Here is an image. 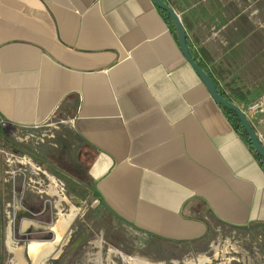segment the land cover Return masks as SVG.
Wrapping results in <instances>:
<instances>
[{
    "label": "crops",
    "instance_id": "crops-1",
    "mask_svg": "<svg viewBox=\"0 0 264 264\" xmlns=\"http://www.w3.org/2000/svg\"><path fill=\"white\" fill-rule=\"evenodd\" d=\"M164 1L223 93L259 101L264 3ZM58 111L93 150L96 198L134 229L201 244L218 223L264 225L262 166L151 0H0V126Z\"/></svg>",
    "mask_w": 264,
    "mask_h": 264
},
{
    "label": "rangeland",
    "instance_id": "rangeland-1",
    "mask_svg": "<svg viewBox=\"0 0 264 264\" xmlns=\"http://www.w3.org/2000/svg\"><path fill=\"white\" fill-rule=\"evenodd\" d=\"M263 3L264 0H257V5L262 6ZM258 12L259 8L257 9L258 18H264V12ZM257 102L259 105L253 111L248 112V106L253 103L243 109L251 118L252 126L264 138V96ZM24 154L62 180L65 192L72 196L64 200L63 212L69 211L73 205L78 208L76 215L78 229L72 237L74 242H77L81 240V237L86 236L83 242L86 247L80 254H84L85 257H88L91 252L95 254L98 248H91L93 244L97 246L105 244L113 248L116 243L136 241L153 244L158 247L161 255L167 252L180 253L181 257L174 258L177 260L176 264L200 263L198 260L200 261L203 252L186 254L185 245L188 244L172 243L142 233L115 217L99 202L95 196L93 178L89 173L94 157L93 150L76 135L69 119L60 111L37 127L0 126V196L4 190L3 180H7L6 189L12 193L13 186H20L24 191V184L29 183L30 179L32 196L42 195L43 198H51L44 193L50 183L48 178L28 164L24 165L16 161L20 155L24 156ZM249 227L255 229L254 234L261 235L258 243L264 244V225L257 223ZM232 228L237 227L218 223L209 230L207 239L212 240L215 250L236 248L238 237L241 238L239 234H247L246 232L239 233V230ZM68 236L69 234H64L62 245L67 243ZM249 237L251 240L252 237L256 238L252 235ZM251 240L245 241L250 252L253 251Z\"/></svg>",
    "mask_w": 264,
    "mask_h": 264
},
{
    "label": "flooded vegetation",
    "instance_id": "flooded-vegetation-1",
    "mask_svg": "<svg viewBox=\"0 0 264 264\" xmlns=\"http://www.w3.org/2000/svg\"><path fill=\"white\" fill-rule=\"evenodd\" d=\"M2 183L4 190L0 196V264H131L123 260L122 255L144 258L151 264H176L177 260L174 258L181 257L180 253L175 252L161 255L158 247L153 244L137 243L133 239V243H116L113 248L105 244H93L91 248H98L96 253L91 252L85 257L80 252L86 247L83 243L86 236L77 242L72 237L78 229L76 217L65 233L69 234L66 244L62 245V241L56 243L54 251L46 257L31 254L29 250L32 245L56 240L55 232L48 229V225L55 222L60 212H63L64 201L57 203L56 196H32L30 179L29 183L24 184V191L20 186H13L12 193L6 189L7 180ZM24 222L28 223L24 226ZM232 229L247 233L239 234L241 238L238 237L236 248L215 250L212 240L209 241L207 236L201 244L185 245V253L203 252L205 261L202 264H264V244L258 243L261 235L254 234L255 229L249 226ZM251 235L256 238L252 237L251 240ZM247 240L253 241L251 252L245 242Z\"/></svg>",
    "mask_w": 264,
    "mask_h": 264
},
{
    "label": "water",
    "instance_id": "water-1",
    "mask_svg": "<svg viewBox=\"0 0 264 264\" xmlns=\"http://www.w3.org/2000/svg\"><path fill=\"white\" fill-rule=\"evenodd\" d=\"M155 6L158 8L165 10L173 20V23L176 28L177 40L180 47V50L193 69L196 71L198 76L201 78L203 83L206 85L212 99L219 105L220 107L230 109L234 111L240 122L247 132L250 141L253 145L254 150L264 159V144L258 136L257 131L252 126L247 117L246 113L243 109L236 104L235 102L225 98L221 93H219L217 86L213 80V78L199 65L198 61H196L190 54L189 47L186 40V32L181 23V19L179 14L164 0H151Z\"/></svg>",
    "mask_w": 264,
    "mask_h": 264
},
{
    "label": "bare ground",
    "instance_id": "bare-ground-1",
    "mask_svg": "<svg viewBox=\"0 0 264 264\" xmlns=\"http://www.w3.org/2000/svg\"><path fill=\"white\" fill-rule=\"evenodd\" d=\"M17 161L22 164H28L34 170L41 171L48 178L50 183L48 185L47 193L54 197L57 196V201H56L57 203H59L60 201L67 200L69 197H72L65 192L63 188L62 180L57 178L49 170L43 169L37 163L33 162L31 159H28L27 157L19 158V159L17 158ZM77 210L78 208L73 205L69 211L60 212L57 220L51 223L50 225H48V229H51L55 232L56 240L49 241L41 245H32L29 250L30 253L34 255H39L42 257H46L50 255L55 249V244L62 241L63 236L66 233L69 224L73 221V219L76 217L78 213ZM27 223L28 222H24V226ZM122 259L131 264H151L148 261H146L144 258H140V257H128L125 255H122ZM203 261H205L204 257L200 256L199 264H202ZM188 264H196V263L188 262Z\"/></svg>",
    "mask_w": 264,
    "mask_h": 264
},
{
    "label": "trees",
    "instance_id": "trees-1",
    "mask_svg": "<svg viewBox=\"0 0 264 264\" xmlns=\"http://www.w3.org/2000/svg\"><path fill=\"white\" fill-rule=\"evenodd\" d=\"M161 13L166 17V19L170 22L171 26L173 27L174 30H176L175 25L173 23L172 18L170 17V15L165 11L162 10L160 8H158ZM200 66H202V64L200 62H198ZM217 89L219 91V93H221L225 98L229 99L224 93L223 91L219 88L218 84L215 82ZM230 100V99H229ZM221 109L225 112V114L227 115V117L229 118V120L231 121V123L233 124L234 128L236 129V131L240 134V136L243 138V140L246 142V144L248 145V147L250 148V150L252 151V153L254 154V156L256 157V159L258 160V162L260 163V165L262 166L263 170H264V159L254 150L253 145L250 141V138L247 134V132L245 131V129L243 128L240 119L238 118L237 114L227 108H223L221 107Z\"/></svg>",
    "mask_w": 264,
    "mask_h": 264
},
{
    "label": "built area",
    "instance_id": "built-area-1",
    "mask_svg": "<svg viewBox=\"0 0 264 264\" xmlns=\"http://www.w3.org/2000/svg\"><path fill=\"white\" fill-rule=\"evenodd\" d=\"M258 105H259V102H255L252 105L248 106V112L253 111L254 109H256L258 107ZM243 111L245 112L244 109H243ZM245 113H246V115L248 117L247 111ZM258 136L261 139L262 143L264 144V138H262L260 134H258Z\"/></svg>",
    "mask_w": 264,
    "mask_h": 264
}]
</instances>
